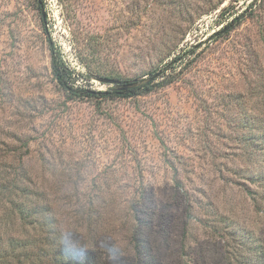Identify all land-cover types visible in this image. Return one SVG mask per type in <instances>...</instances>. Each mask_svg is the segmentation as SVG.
<instances>
[{
	"label": "rangeland",
	"instance_id": "obj_1",
	"mask_svg": "<svg viewBox=\"0 0 264 264\" xmlns=\"http://www.w3.org/2000/svg\"><path fill=\"white\" fill-rule=\"evenodd\" d=\"M0 264H264V0H0Z\"/></svg>",
	"mask_w": 264,
	"mask_h": 264
},
{
	"label": "trees",
	"instance_id": "obj_2",
	"mask_svg": "<svg viewBox=\"0 0 264 264\" xmlns=\"http://www.w3.org/2000/svg\"><path fill=\"white\" fill-rule=\"evenodd\" d=\"M235 26L236 24L232 27ZM48 49L50 54V68L52 77L57 86L63 91V93L69 100L113 99L124 94L123 92H120L116 89L95 91L83 88L81 85L76 84L74 72L67 65L66 61L60 53V50L55 48L54 44L50 40L48 41ZM185 54H177L169 63L164 64L160 69L152 71L146 78L137 81L139 85L128 90L127 93H131L132 96L148 94L158 87L168 85L175 81L178 77V74L175 73L174 64L177 61L182 60V55L184 56ZM167 71H171V74H166ZM86 79L89 80L88 76L86 77ZM127 93L124 95H127Z\"/></svg>",
	"mask_w": 264,
	"mask_h": 264
},
{
	"label": "water",
	"instance_id": "obj_3",
	"mask_svg": "<svg viewBox=\"0 0 264 264\" xmlns=\"http://www.w3.org/2000/svg\"><path fill=\"white\" fill-rule=\"evenodd\" d=\"M96 80L103 85L115 86L118 91H127L131 87L139 85L135 80L132 83L106 77H97Z\"/></svg>",
	"mask_w": 264,
	"mask_h": 264
}]
</instances>
